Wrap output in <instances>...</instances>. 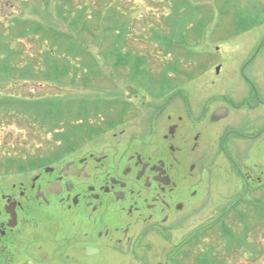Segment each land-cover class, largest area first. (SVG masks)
I'll return each mask as SVG.
<instances>
[{
  "label": "rangeland",
  "instance_id": "obj_1",
  "mask_svg": "<svg viewBox=\"0 0 264 264\" xmlns=\"http://www.w3.org/2000/svg\"><path fill=\"white\" fill-rule=\"evenodd\" d=\"M44 1L30 0L25 4L20 0H10L9 3L8 0H0V185L5 188L11 186L16 177L7 176L4 172L22 171L23 166L20 168L19 165L25 164L21 162L25 156L45 155L61 137L67 121L70 126H79L81 122L87 124L83 122L85 118L75 116L71 119L56 118L54 122L61 124L49 118L41 127V120L40 123L32 121L36 105L45 113L68 110L77 113L81 111L78 109L83 106L80 104L84 99H99L97 102L102 103L98 105L99 111L96 115L90 112L89 120L100 126L99 123L103 124L101 119L106 117L107 107L118 109L117 102L121 98L129 100L137 93L140 107L153 103L163 108L169 101L164 121L158 124L159 132L168 130L170 125L166 118L169 115L176 119L180 116L185 118L180 134L196 132L200 117L206 118L207 171L199 176V187L203 182L202 200L198 201L197 210L191 213L190 222L176 231L170 242L161 236L150 239L147 245L151 252L146 260L150 264H199L207 255L205 259L210 257L211 261L219 264H264V216L260 214L261 206H264V110L255 113L261 119L249 133L257 136L263 132L260 139L249 142L231 139L223 149L220 140L221 136L228 134L230 127L237 126L236 118L243 115V112L231 108L232 102L247 96V77L255 71L264 87V48L257 60L247 67L264 40V0H230L229 3L224 0H190L191 7L201 9L198 20L203 22V36L195 41L192 35L181 33L183 38L172 47H169L174 40L172 33L178 30L179 25L169 19L172 6L174 8L170 0H70L75 8H86L87 15L93 18L87 27L91 34L83 31L79 38L77 36L78 45L82 44L98 58L86 62L97 65L101 76L88 78H77L81 75L78 65L81 66L82 62L74 59L77 49L71 51L78 46L58 37L64 38L63 32L68 35L74 32L66 27L68 22L64 24L59 20L55 0H50L48 15L52 18H47V15L41 17L35 12L34 5L38 6V2L46 8ZM181 6L184 8L181 14H187L190 6ZM113 9L117 14L110 11ZM72 16H78L76 10ZM104 17L108 18V24L104 23ZM117 25L129 31L123 45L125 53L145 56L147 70L153 77L161 80L163 74H167L165 78L172 87L167 89L166 80L160 83L167 85L162 92L164 97L159 96V86L143 79L140 86L138 78L134 82L131 80L129 68L117 67L111 62L107 64L109 60L101 57L115 46L117 33L113 29ZM184 42L188 43L189 49L192 48V53L199 55L195 60L191 56L188 59L197 66L180 64L176 72V55L168 54L167 50L169 48L172 52L176 48L179 59L186 57ZM199 66L204 70L199 71ZM219 66L221 71L217 74ZM66 68L69 72L61 78V72ZM148 93L158 99L153 101ZM222 107L230 110V117L223 124L212 126L210 115ZM117 113L116 110L109 119H118ZM127 124L131 131L140 129L137 121ZM124 128L125 125L102 128L97 131L99 136L91 138L83 134L79 137V155L112 146L114 133L119 134ZM9 161L15 163L11 168L7 167L11 165ZM248 222L251 228H246V233ZM220 223L231 228L233 233L225 235ZM214 225V232L206 233L199 243L182 246L190 234ZM251 247L260 251L259 254H253ZM112 257L109 264H117ZM82 261L80 259L79 264ZM126 264L143 263L128 259Z\"/></svg>",
  "mask_w": 264,
  "mask_h": 264
},
{
  "label": "flooded vegetation",
  "instance_id": "obj_2",
  "mask_svg": "<svg viewBox=\"0 0 264 264\" xmlns=\"http://www.w3.org/2000/svg\"><path fill=\"white\" fill-rule=\"evenodd\" d=\"M263 48L264 40L247 67ZM246 84L247 96L231 108L243 112L242 118L221 136L222 149L231 139L249 142L263 135L249 133L261 119L255 113L264 110V87L255 71ZM138 99L137 93L121 98L118 109H109L118 111L119 118L111 121L125 125L114 133L112 146L80 156L79 137L110 127L111 118H102L100 126L81 122L66 126L45 155L25 156L22 171L4 172L16 180L7 188L0 185V264H79L80 259L82 264H109L112 256L117 264L128 259L150 264V239L161 236L170 242L190 222L202 200L199 176L207 171L206 118L200 117L196 132L180 134L185 118L169 115L168 130L159 132L170 102L163 108L140 107ZM212 114L209 123L219 126L230 110L219 122H212ZM131 121L138 122V131L130 130ZM199 231L182 246L192 245Z\"/></svg>",
  "mask_w": 264,
  "mask_h": 264
},
{
  "label": "trees",
  "instance_id": "obj_3",
  "mask_svg": "<svg viewBox=\"0 0 264 264\" xmlns=\"http://www.w3.org/2000/svg\"><path fill=\"white\" fill-rule=\"evenodd\" d=\"M22 1L25 4L26 3L28 4L30 0H20V3ZM224 1L227 2V3L230 2V0H224ZM9 2H10V0H8L7 3H9ZM55 2H56L55 11L60 16L59 20L63 21L64 24H66L68 22L69 26H66V27L72 29V31L74 32V33H72L70 35L63 34L64 33L63 32L62 35L64 36V38L59 36V35H58V37H60V39H62L63 41H65V39H66L71 44L73 43L76 46H78L76 48H73V50L71 51V52H73V51H75L77 49V52L75 51V56L76 57L74 59L77 60L78 63L82 62L81 66L78 65L79 68L81 67V75H78L77 78H81V77L88 78V77H91V76L100 77L101 76L100 75L101 72L99 71L97 65H93L92 66V65H90V62H86V61H90L91 59L97 60L98 58L95 57L85 47H83L82 44L78 45L79 44V42H78L79 40L77 39V36L79 38V36H81L83 34V31L85 33L88 32L89 35L91 34L90 30L87 29V27L90 24H92V22H93L92 21V19H93L92 16L87 15V9L86 8H83V9L82 8L81 9L75 8L71 4L70 0H55ZM169 2H171L172 5H174V8L172 6V16L169 19H173L174 24L175 25H177V24L179 25V26H177V29L179 31L178 30L177 31H173V33H172V37L174 38L173 42H171L170 37H167L169 39L168 42H171L170 43L171 45L169 47H172V45H175L176 43H179L180 40L183 38L182 34L183 35H192L191 38L193 40H195V41H197L198 39L202 38L204 26H203L202 20L201 21L198 20V18H200V13H201L200 7H195V8L191 7L190 0H170ZM50 3H51L50 0H45L43 2V4H44V6L46 8H44L38 2V6L34 5L35 12L36 13L38 12V15H41V17L44 16V15H47L48 16V17L46 16L47 18H52V17H50L48 15V13L50 12V7H49ZM182 4H186V5L190 6V8L186 12L189 16L187 14H184V15L181 14V11L184 9L181 6ZM8 8H10V7L8 6ZM75 10L78 13L77 17H73L72 16V13H75ZM115 10L116 9H113V10H110V11H112V13L117 14V12ZM186 18H188V19H186ZM45 20L52 21L53 19H45ZM103 20H104V23L108 24V18L105 19V17H104ZM186 20H188L187 24L185 23ZM118 26L119 25H117L113 29L117 33L116 34L117 38H116L115 46H113V49H112V51L110 53L102 54L101 57L104 56L103 57L104 59L109 60V61H106L107 64H108V62H111L117 67L118 66H122L125 69L129 68L130 71H131V76H132L131 80L134 82V81H136V78H138V83H139L140 86H142V84H143L140 81L141 79H143V81H145V82L148 81L153 86H155V85L159 86L158 87L159 96L160 97H164V95H163L164 93H162L164 91V88L166 89L167 85H168V87H167L168 90L172 87L171 86L172 83L170 81H167V79L165 78V77H168L167 74L164 73L161 80H160L159 77L157 78V76L153 77L151 72L147 70V59H146L145 56H141V57L137 56L136 57V56H133L132 53H130V52L129 53H125L123 45L125 43L126 37L129 34L128 33L129 31H128V29L123 30L122 28H119ZM198 26H201V28H199ZM182 29H184V30L182 31ZM80 31H82V32H80ZM109 31H112V30L110 29ZM78 32H80V33L78 34ZM183 46H186L185 47V51H186V55L185 56L186 57H181V59H179V56L177 55L176 48L173 49L172 52L170 51L171 49H169V48L167 50V51H169L168 54L171 53V55H173V54L176 55V59L174 61V62H176V64H174L175 65L174 66V70L176 72L179 71L180 64L183 65V66H189V65L190 66L191 65L192 66H197L196 64H193L192 62L188 61V59L191 56L193 58V60H195V58L198 57L199 55H196V54L192 53V51H191L192 48L191 49L188 48V43L187 42H184ZM52 51L53 50H51L49 52H52ZM99 59H100V57H99ZM68 64H70V63H68ZM71 67H72V65H71ZM203 68H204L203 66H199V68H197V69L199 71H203L204 70ZM68 72H69V68H66L65 70H63V72H61V78H64L65 75L68 74ZM95 80H97V78ZM164 80H166L168 82L166 86L163 85V84H160ZM88 82L90 83V80ZM68 99H70V98H68ZM97 101L96 100L85 101V99H84V101L81 102V104H80V105H83V106H81V108H79V106H78V108H79L78 110H81V111H78L77 113L73 112V110H70V111L68 110L67 112L63 111V112H57V113H51V112L45 113L43 110L42 111L40 110V107L38 105H36V107H35L36 114L34 116H32L34 118V120H32V121L34 123H40V120H41V123L39 124V125H41L44 122V120L49 119V118H52L53 120H51V121L54 122V121L57 120L56 118H61L62 117V119H71V118L76 116L78 118L79 117L85 118L84 119L85 121L83 120V122H85V123H87V125H89L90 120H91L90 119V112L91 113L94 112V114L96 115L97 111H99V109H98L99 106L98 105L102 104V103H98ZM105 103H106V105H111V103L109 104V102H105ZM113 104H116V103H113ZM84 106H85V108H84ZM92 106H95L96 108H94ZM88 107H91V109L88 110L87 109ZM109 109H111V107H107V112L105 114V116H106L105 118H107V120L109 118L113 117V116H111L112 114H110L111 112H109ZM116 121L114 123L113 121L110 120L108 122L110 124V127L118 125L119 123L116 122ZM54 123H59V122H54ZM108 123H106V124H108ZM59 124H61V122ZM65 124H66L65 126H70L71 125V123H69L68 121ZM41 127H43V126L41 125ZM97 131H98L97 129H90L89 131L86 132L85 136L87 138L97 137V136L100 135V133L97 132ZM9 163L11 165H7V166L15 165V163L13 161H9ZM20 166H22V165H20ZM261 207H262V210H260V214H261V216H264V206H261ZM246 219H248V218H246ZM248 221L251 222L252 220L249 219ZM249 222H248V225L245 227V232L246 233H248L246 228L247 229L251 228L250 225H249ZM222 223H225V222L223 221ZM215 226L216 225L208 227L207 230L204 229L202 231H199L193 237L194 241H191V244H193L195 242L199 243L200 238L202 236H206V233L211 234L212 232H214L213 230H215V228H214ZM220 228L223 230L224 234L227 235V236H229V235H231L233 233L231 228H227V226H224L221 223H220ZM240 239L243 240V237H240ZM251 245H253V243ZM230 250H231V246L228 247V251H230ZM251 251H252L253 254H256V255H258L259 252H260V251H257V249L255 247H251ZM206 256L207 255L204 256V259L202 258V261H200L199 264H219L218 262L211 261L210 257H207V259H205Z\"/></svg>",
  "mask_w": 264,
  "mask_h": 264
},
{
  "label": "water",
  "instance_id": "obj_4",
  "mask_svg": "<svg viewBox=\"0 0 264 264\" xmlns=\"http://www.w3.org/2000/svg\"><path fill=\"white\" fill-rule=\"evenodd\" d=\"M216 71H217V74L220 73L221 66H219ZM228 115H229V110L227 108L217 109L212 114V122H219L220 120L225 119Z\"/></svg>",
  "mask_w": 264,
  "mask_h": 264
}]
</instances>
